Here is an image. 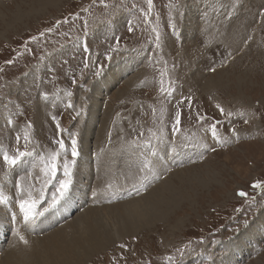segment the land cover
<instances>
[{
  "label": "rangeland",
  "instance_id": "rangeland-1",
  "mask_svg": "<svg viewBox=\"0 0 264 264\" xmlns=\"http://www.w3.org/2000/svg\"><path fill=\"white\" fill-rule=\"evenodd\" d=\"M136 1L145 8L122 13L118 0H103V3L101 0H0V65L10 56L19 61L14 67L0 69L6 87L0 89V148L13 154L17 149L24 152L29 146V153L30 149L33 153L32 159L26 157L15 166L14 169L18 167L19 171L13 170V173L0 156V179L6 177L9 170V176L16 183L23 184L20 179L25 180L27 192L41 197V186L34 187L35 182L28 180L27 171L32 167L28 172L33 178L38 177L40 182L43 181L40 175L43 167L39 171L34 161L41 162L51 153L60 152L56 129L49 115L52 113V116L61 118L62 111H58V108L54 111L52 105L60 91L68 94L73 83L82 78L80 89L75 91L77 99L67 98L68 101L72 99L69 102L76 106H84H80V122L70 117H62L61 122L66 133L79 135L81 154L87 152L95 157L94 153H101L111 138L110 145L103 150L105 155L100 158L102 162L99 161L103 169L109 168V174L102 173L103 169L96 172L92 187L89 181L77 184V163L85 160L60 153L62 162L72 166L75 173L68 202L87 204L89 190L99 185L105 184L100 188L104 194L110 189L112 194L116 190H123L117 172H125L130 180L134 177V167L129 165V168L124 158H133L134 164H137L143 161L142 157L154 161L152 178L147 177L148 172L142 173L144 164L140 162V179L147 181L143 186L141 184L143 190L140 186L126 190L128 197L124 194V200L120 196L109 205L137 197L145 201L162 182L175 185L182 201L166 215V219L154 222L135 235L124 236L122 244L110 242L88 259L79 258L80 262L76 260L70 264H114L122 259L128 264H148L149 260L152 264H176L174 262L178 260L182 261L181 264H207L206 261H209L208 264H264V0H179V6L170 4L173 13L167 10L168 0H152L151 7L148 0ZM94 2L99 8L96 9V18L83 16L76 21V13L81 9L89 13L90 8L94 9ZM180 6H183L184 16L183 12L180 13ZM174 12L181 39H177L172 29ZM188 14L192 16L188 22L191 25L187 26L190 33L184 27L181 29ZM123 15L135 24L131 31L136 29V32L131 36L127 34L131 32L129 29H121ZM70 19L76 22L72 23ZM75 24H79L81 32L77 30L80 36L84 33L92 50L89 60L93 59L94 52H98L96 59L100 58L103 62L106 58L104 54L107 55L110 48L115 51V58L112 57L108 68L101 71L98 79L97 73H93L94 63L89 64V69H84L81 61L84 54L81 59L67 65L59 63L71 51V44L66 43L68 34L60 35V31L71 29ZM88 29L89 33L85 34ZM39 31H45L50 38L49 45H46L49 46L47 52L40 45H35L36 40L28 42ZM116 32L118 36L115 37L113 33ZM117 37H120L118 41ZM102 38H106L103 44ZM31 45L33 48L29 50ZM116 45H119L118 51ZM138 48L143 49L146 56L133 52ZM42 55L44 57L41 58ZM49 56V61L58 72L59 85L49 83L50 65L46 63ZM113 61L119 66H130V76L136 75L135 81L130 87L122 82L111 89L112 94L106 98L108 100H100L102 107L98 118L94 119L96 129L93 130L92 122L85 121V101L88 102L91 95L89 86L114 68ZM69 68L74 69V75ZM160 78L165 86V94L157 86ZM172 82L175 83L174 87L168 89L166 86ZM207 82H210L211 88L204 91L203 86ZM61 96L65 97L63 93ZM107 102L111 110L106 115ZM177 112L180 113L182 125L181 131L176 134L179 145L171 143ZM10 118L15 121L12 128L7 127ZM113 118H116L114 123ZM213 120L216 123H212ZM212 125L219 133L215 138L226 145L227 150L217 148ZM101 126L102 132L98 134ZM16 135L20 136L19 141ZM161 142L166 149L170 144L176 147V151L180 149L178 159L186 162L177 159V163H174V157V162L170 164L167 159L165 166V158L157 156L153 160L151 153H158ZM113 153V156H119L118 165L111 161ZM190 156L194 158L187 162ZM105 159H109V166L103 165ZM90 162L93 163L92 160ZM31 163L30 167L28 164ZM23 167L24 173L21 170ZM181 176L184 180L192 177V180L185 182L179 179ZM9 181L10 184L13 182ZM117 181L119 184H116ZM125 181V188L130 187L127 178ZM256 183H260L261 187L254 189L252 186ZM84 186L89 189H84ZM14 189L15 184L12 191L8 188L3 195L14 197ZM48 189L44 187V196ZM132 191L135 194L131 198L129 193ZM240 192L247 193V196L241 197ZM54 193L55 188L51 185L49 195L54 196ZM49 202L53 204L49 198H40L35 210L43 211L41 207H48ZM88 205L85 210L90 206H106L107 202L100 198ZM83 210L78 208L69 215L70 219ZM45 234L47 232L41 233L38 240L45 239ZM12 237L10 232L3 239L0 258L13 244ZM188 237L192 238L190 244H187ZM22 244L16 249V264H39L37 255L29 248V241L28 246ZM120 244L124 247H118ZM183 247L185 252L182 251ZM169 257L173 260L169 261ZM195 258L200 262L191 263Z\"/></svg>",
  "mask_w": 264,
  "mask_h": 264
},
{
  "label": "bare ground",
  "instance_id": "bare-ground-1",
  "mask_svg": "<svg viewBox=\"0 0 264 264\" xmlns=\"http://www.w3.org/2000/svg\"><path fill=\"white\" fill-rule=\"evenodd\" d=\"M191 17L192 16L190 14H188L186 19L181 24V29L184 27L188 33L191 32V30L187 27L188 25H191V23L190 24L188 23L189 21L192 20ZM192 30H193V28H192ZM112 63H113L114 68H112V70L108 74H105L103 76V78H101L98 82H96L94 84L90 83V86H89V89L91 90V95H90V100L88 102L85 101V107H86V111H87V118L85 121L86 122H92L93 130L96 129V127L94 126V119L98 118V114H99L101 107H102L100 105L101 101L102 100L103 101L108 100L106 98L109 97L110 94H112L110 92L111 89L113 87L120 86V84H122V82H124V85L126 87H130L132 85V83L135 81L134 79H135L136 75H134L132 77L130 76V74H132V68L130 66H127V67L119 66L116 64L115 61H113ZM203 88H204V91L207 89H210L211 88L210 82L205 83V86H203ZM115 97L117 99V95H115ZM70 100L72 101V99H70ZM81 105L82 104H80L79 106H76V104L75 105L72 104V107H73L72 110L74 112H76V110L78 108H80ZM83 107L84 106L82 105V108ZM84 110H85V108H84ZM110 110H111V108L107 102V107L105 110L106 115L109 113ZM77 122H80V119ZM102 127L103 126H101V130L99 127L98 134H99V132H102ZM91 131H92V129H91ZM107 131H108V129H107ZM107 131H106V133H107ZM87 134H90V133L88 132ZM161 144H162L161 146H158V150H157L158 157L157 158H160V159L166 158L165 155H167L168 151L170 152V154H174L173 159L169 157L170 161L172 160L171 163L174 162V157H176L177 159L179 158L178 154L175 155V153L177 152L175 146H172L170 144L169 147H167V149H166L163 147V142H161ZM104 153H101L99 157H98V154H96V153H95V157H93L92 155H89V153H87V152L84 154H81L83 156L80 157L81 158L80 160L84 159L85 161L83 163H81V162L77 163L78 164L77 176H78V180H79L76 182L77 184H80L79 182H82V184H83V183H86V181H89L90 186L92 187L91 184L93 183V177L95 176V171L100 172L103 169L100 166L102 163H99V161L101 160L100 158L103 155H105ZM114 154L115 153H113L112 156ZM145 157H146V155H145ZM118 158H119V156L115 155L111 158V161L113 163H115L116 165H118L117 162L120 161V159H118ZM142 159H143V161H146L145 165L149 169V167H148L149 158L146 157V159H145L144 157H142ZM167 159H168V157L166 158V161H167ZM169 159H168V161H169ZM91 160L93 161V163L90 162ZM107 160H109V159H107ZM107 160L105 159V162L103 163L104 166H109ZM153 160H154V156H153ZM125 161L127 162L128 167H129V165L130 166L134 165V159L133 158H131L130 160H126L124 158V162ZM22 162H23V160H22ZM100 162H102V161H100ZM174 163H177V161H175ZM28 165L31 167L32 163L28 164ZM160 165H161V163H160ZM93 166H94V168H93ZM165 166H166V164H165ZM31 168L28 171H30ZM13 170L15 172L16 171L18 172L19 168L17 167L16 169H12L10 172L13 173L14 172ZM21 170H23L22 173L26 172L24 170V167L21 168ZM185 172H186V170H185ZM11 173H8V175L6 177H3L0 179V186H1L0 192L3 193V191L7 190L8 188L12 191V185L15 184V179L9 176V174H11ZM102 173H104L105 175H108L109 174V168L107 167V168L103 169ZM110 173H111V175H113L112 172H110ZM117 174L118 175H116V176L119 177L120 183L127 182V181H125V178H127V177L123 176L122 173L117 172ZM140 174H141V172H140ZM181 175H184V173H182ZM80 177H82V179ZM147 177H148V175H147ZM180 178L184 180V178L182 176L179 177V179ZM9 180L13 181V182H11L12 185L10 184ZM127 180H128V178H127ZM188 180H192V177ZM188 180H184V181L186 182ZM183 182H181V183L184 184ZM117 183H118V181L116 182V184ZM73 186H74V184H73ZM174 186L173 185L170 186V184H166L165 182H162L159 184V186L154 188V190L157 189V191L154 192V190H153L150 193L151 195H150L149 199H147V200L145 199V201L143 198L137 197L138 199L133 198V199H130L128 201H124L122 203H116L117 205H114V204L109 205V202L119 199L120 196H121L122 200L125 199V195H122L123 194L122 192H116L114 194L104 196V198H106V200H107L106 206L102 205L101 207H97V208L96 207L91 208L92 206H90V209H88V210H85L86 209V207L84 206L85 204L81 201L79 202V204H75L74 202H70V203L67 202V204H65L64 206H61L60 204H59L60 206L59 205H54V206L52 205V207L49 211L46 210L44 212V213L48 214L44 220H40L39 222H35V220H34L30 225H26L24 223V219L20 218L19 220H17L16 226H14L13 230H12V227L10 225V222L8 221L10 214L7 215L8 213H4L3 211H5L7 209L8 210L13 209L14 197H12L11 195H10L11 197H8V195L5 194L4 196L8 198L7 203L0 205V249L2 247L3 239L10 232L14 236V238L12 237L14 239V240L12 239L14 241L13 244H15V243L16 244L15 245L10 244L11 246L9 245V249H7L8 251L6 250L7 252L3 255L2 258H0V263L1 264H16V262H15L16 255H17L16 249H18V247H21L20 243H22L20 241V239L18 240V238H19L17 235L18 232L20 235H23L27 241H29V244L28 243L27 244L30 246L29 247L30 250L33 251V253L35 255H37L38 258L37 257L36 258L39 259V261H40L39 264H70V263H74L76 260H77V262H80L79 258H82V260L83 259L86 260L91 256L92 253L104 249L105 246L108 245L110 242L114 241L116 243H122L123 242L122 239L124 236H126L128 234L135 235L138 233V231H143L145 228L150 227L154 222L160 221L164 218L166 219V215L172 209H174L175 207H178L182 201V198L180 197L181 195H179L178 189L175 188L176 186L175 187ZM111 187H113V186H111ZM83 188L87 189V190L89 189L87 186H84ZM114 189H117V188H114ZM134 194H133V196H134ZM180 194H182V193H180ZM126 195L128 197V193ZM88 197H89V195H88ZM80 205H82V206H80ZM78 206L84 207L83 208L84 210L80 211L82 213L78 214L76 217H74V219H70L71 216H69V215L71 213H74L76 210H78ZM34 211H35V213H37V217H41L40 215H38V213L41 214L43 211L39 212L38 210H35V209H34ZM46 214H44V215H46ZM262 220H263L262 222H264V217L262 218ZM60 224H61V226H60ZM44 229H46V230H44ZM25 232H27V233H25ZM45 232H47V234H45L43 236L46 238L43 240H38V238H40V234L45 233ZM32 234L33 235L36 234L35 237H32V238L28 237L29 235H32ZM38 235H39V237H38ZM16 240L20 241V243L19 242L17 243ZM17 244H19V245L16 247ZM23 245L24 244H22V246ZM12 246H14V247H12ZM26 248H28V247H26ZM240 255H241V253H240Z\"/></svg>",
  "mask_w": 264,
  "mask_h": 264
},
{
  "label": "snow or ice",
  "instance_id": "snow-or-ice-1",
  "mask_svg": "<svg viewBox=\"0 0 264 264\" xmlns=\"http://www.w3.org/2000/svg\"><path fill=\"white\" fill-rule=\"evenodd\" d=\"M101 3H103V0H101ZM148 4L151 7L152 0H148ZM129 31H131V28H129ZM157 41H159V36H157ZM69 95H70V93H69ZM220 111H221V113H223L222 108L220 109ZM9 123H11V121H9ZM179 123H180V113L177 112L176 124L179 125ZM57 128H59L58 123H57ZM215 135H216L215 126H213V136H215ZM19 139L20 138L17 137V141H19ZM25 140L26 141L28 140L27 135L25 136ZM58 143H59L60 152H53L46 159H44L42 171L44 172V175L48 178H52L55 176V172L57 170V160L60 157V153L66 151L64 142L61 140V141H58ZM71 154L73 157H76L79 155L78 150H77V142L75 139H73L72 143H71ZM29 155H31V153L22 152V151H19V149H17L16 155H9L8 152L5 151L3 153V160H4V163L9 168H14L20 162L21 158L29 156ZM73 163H74V161H73ZM65 176L67 178L60 182V187L58 189V192L60 193L61 198L67 192L69 185H70L71 173L69 171V166L67 163H65ZM45 182H47V180ZM16 186L18 189L21 187L20 184H17ZM252 187L254 189H258L261 187V185H260V183H256ZM20 195H21V197L23 196V190H21ZM42 195H43V192L41 191V196ZM239 195L241 197H246L247 193L240 192ZM28 196H29V199L25 200V199L21 198L18 201L20 210L23 213L24 223L26 225H30L35 220V216L37 215V213H35L34 209L36 208L37 203H38V200L32 198L31 192L28 193ZM7 200H8V198L5 197L3 195V193H0V204H6ZM56 202H57V198L54 196L53 197V206L55 205ZM17 235H18V237L22 243H24L25 245L28 243V241L25 239V237L23 235H20L19 232L17 233ZM121 247H124V246L121 245ZM169 259H171V257H169Z\"/></svg>",
  "mask_w": 264,
  "mask_h": 264
},
{
  "label": "built area",
  "instance_id": "built-area-1",
  "mask_svg": "<svg viewBox=\"0 0 264 264\" xmlns=\"http://www.w3.org/2000/svg\"><path fill=\"white\" fill-rule=\"evenodd\" d=\"M119 2H120V8H119V11H122V13H127V12H134V11H138V10H141L144 6L142 5H139V4H141L140 2H137L136 0H118ZM187 1V0H186ZM185 1V2H186ZM168 3H169V6L167 7V10H168V12H170V13H173V11H172V6L174 7V5H180V2H179V0H176V1H174V0H168ZM170 4H173L171 7H170ZM187 4V3H186ZM198 4V3H197ZM183 6H180L179 7V9H180V13L181 12H183L184 14H183V16L185 15V12L181 9ZM96 9H99L98 8V6H97V3L96 2H94V9L93 8H90L89 10H88V12L89 13H87L86 11H84L83 9H81L79 12H77L76 13V21H78L79 20V17H80V19L83 17V16H85V17H87V18H90V19H92V18H96V14L98 13V12H96ZM75 14V13H74ZM175 14H176V12H174V16H175ZM204 14H206V13H204ZM120 15H122L121 13H120ZM120 15H117V17L118 16H120ZM182 15H181V19H182V17H183ZM123 17V19H122V21H123V26L121 27V29L124 27V29H129V28H133L134 27V22L133 21H131L130 19H128V20H126V18H125V16L123 15L122 16ZM117 19V18H116ZM115 19V20H116ZM205 19V18H204ZM71 20V22L73 23V22H76V21H73V19H70ZM183 20V19H182ZM172 22H173V25H174V29H176V30H179L180 31V28H179V26H178V22L176 21V16H175V19L174 20H172ZM80 30V32H81V29H80V27H79V24H75L74 26L72 25V28L71 29H68V28H65V29H63L62 31H60V35H62V34H68V39H67V45L68 44H71V46H70V48H71V51L70 52H74V56H75V54H78V52H79V50H80V40H81V38H83V37H85V35H84V33L82 34V36H80V33L78 32V30ZM90 29L92 30V27H90ZM86 33L85 34H87L88 33V30H86L85 31ZM136 32V29H133V31H131V33L129 34V36H131L133 33H135ZM93 37V36H92ZM151 38V37H150ZM101 40H103L104 41V38H102ZM66 46V45H65ZM118 47H119V45H118ZM109 52H111V51H109ZM133 52H140L141 53V56H146V53H145V51L143 50V49H140V48H138V49H136L135 51H133ZM111 55L114 57V53L112 52L111 53ZM95 65H94V67H93V69L95 70L96 69V67H97V64L96 63H94ZM100 64V63H99Z\"/></svg>",
  "mask_w": 264,
  "mask_h": 264
}]
</instances>
